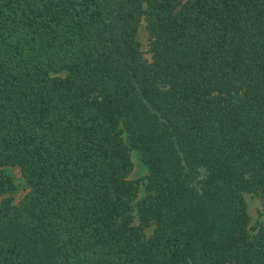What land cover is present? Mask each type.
<instances>
[{"label": "trees", "instance_id": "obj_1", "mask_svg": "<svg viewBox=\"0 0 264 264\" xmlns=\"http://www.w3.org/2000/svg\"><path fill=\"white\" fill-rule=\"evenodd\" d=\"M10 167L0 264H264V0H0Z\"/></svg>", "mask_w": 264, "mask_h": 264}, {"label": "rangeland", "instance_id": "obj_2", "mask_svg": "<svg viewBox=\"0 0 264 264\" xmlns=\"http://www.w3.org/2000/svg\"><path fill=\"white\" fill-rule=\"evenodd\" d=\"M185 2L187 0H181ZM138 39L140 43V49L143 55V58L151 62V54L149 52V35L147 33L145 22H142L141 27L138 33ZM131 159L133 162V168L129 174V179L136 182L139 191L135 204L137 205L138 201L141 200L148 192L147 190V176L148 171L146 166L140 160L138 154L135 151L131 152ZM6 173L11 177L13 181V189L9 192L0 195V203L5 199H11L12 203L16 206L20 205L25 195L29 192V187L27 186L25 179L22 175L20 168H6ZM245 199L248 207V213L250 216V226L252 229L257 230L259 225L264 221V204L259 196L252 193L245 194ZM135 214V222L138 224V215ZM153 226L146 227L145 232L149 236L153 233Z\"/></svg>", "mask_w": 264, "mask_h": 264}]
</instances>
